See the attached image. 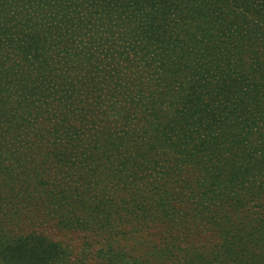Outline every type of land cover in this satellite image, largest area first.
Wrapping results in <instances>:
<instances>
[{
  "label": "trees",
  "instance_id": "trees-1",
  "mask_svg": "<svg viewBox=\"0 0 264 264\" xmlns=\"http://www.w3.org/2000/svg\"><path fill=\"white\" fill-rule=\"evenodd\" d=\"M165 263L264 264V0H0V264Z\"/></svg>",
  "mask_w": 264,
  "mask_h": 264
},
{
  "label": "rangeland",
  "instance_id": "rangeland-1",
  "mask_svg": "<svg viewBox=\"0 0 264 264\" xmlns=\"http://www.w3.org/2000/svg\"><path fill=\"white\" fill-rule=\"evenodd\" d=\"M191 176L193 177V179H195V177L196 178L201 177V174H199V172L197 170H194V172H193V174H191ZM37 229H43L44 232L47 235H49L51 238L62 242L66 247H68V246L74 247V249H76V250H78V247H79L81 240L84 236L80 232L59 229L57 226L56 227L53 226V224H49V225H46L44 227H38ZM193 230H194V232H191V235H192L191 238L194 239L195 242L199 246H201V245L205 246L204 248H199V249L208 251L207 249L210 248L211 242L213 239H211L207 233H204L200 237H198V235H196V233H197L196 230L194 228H193ZM14 231H18V230H14ZM176 231H178L177 228H176ZM205 248H207V249H205ZM165 264H169V263H165Z\"/></svg>",
  "mask_w": 264,
  "mask_h": 264
}]
</instances>
